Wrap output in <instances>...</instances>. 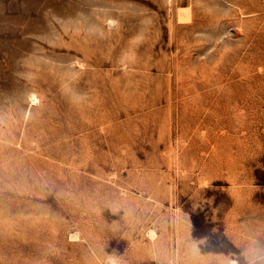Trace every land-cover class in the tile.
<instances>
[{"label": "rangeland", "instance_id": "374dc122", "mask_svg": "<svg viewBox=\"0 0 264 264\" xmlns=\"http://www.w3.org/2000/svg\"><path fill=\"white\" fill-rule=\"evenodd\" d=\"M0 264H264V0H0Z\"/></svg>", "mask_w": 264, "mask_h": 264}, {"label": "bare ground", "instance_id": "6f19581e", "mask_svg": "<svg viewBox=\"0 0 264 264\" xmlns=\"http://www.w3.org/2000/svg\"><path fill=\"white\" fill-rule=\"evenodd\" d=\"M31 99V104H34L38 98L37 96L33 93V95H31V98H29V100ZM71 160V159H70ZM72 235V234H71ZM73 236V235H72ZM72 238V237H71Z\"/></svg>", "mask_w": 264, "mask_h": 264}]
</instances>
